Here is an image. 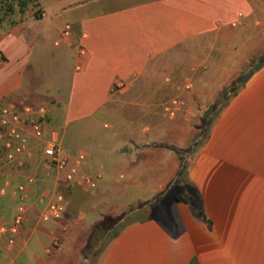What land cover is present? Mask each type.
I'll return each mask as SVG.
<instances>
[{"label": "crops", "instance_id": "obj_1", "mask_svg": "<svg viewBox=\"0 0 264 264\" xmlns=\"http://www.w3.org/2000/svg\"><path fill=\"white\" fill-rule=\"evenodd\" d=\"M37 1L38 22L0 36V102L20 113L26 105L46 106V135L54 127L86 128L81 171L96 180L86 201V239L104 217L170 192L161 216L135 219L96 264H264V65L221 108L190 156L187 175L178 176L184 161L178 148L188 146L196 120L158 125L156 136L155 126L134 130L107 109L116 86L176 60L178 49L223 48L230 30L258 19L260 0H59L55 7ZM60 15L68 36L57 26ZM234 57L233 67L248 58ZM193 66L192 78H200L203 66ZM29 146V159L38 156L39 141L30 138ZM188 198L199 199L195 208ZM65 213L52 230L34 225L31 212L13 245L0 239V264H78L79 249L69 263L55 258L72 224L79 227Z\"/></svg>", "mask_w": 264, "mask_h": 264}, {"label": "rangeland", "instance_id": "obj_2", "mask_svg": "<svg viewBox=\"0 0 264 264\" xmlns=\"http://www.w3.org/2000/svg\"><path fill=\"white\" fill-rule=\"evenodd\" d=\"M61 3H59V0L54 3L53 0H49V5L52 7L60 6ZM259 10L260 14L257 20L247 22L241 28L229 31L230 38L225 41L223 48L214 46L215 48L211 49L203 44L192 51V54L180 48L177 50L176 60L162 63L145 76L130 83L116 86L107 106L108 111L113 117L127 119V126L131 125L134 130H142L145 125L148 127L155 126L156 136L162 134L157 127L160 126L159 130L164 126L174 128L173 124H176L175 121L179 118L190 117L191 120H196L194 126L191 127L195 133L188 146L178 148L184 160L183 163L188 164L190 156L196 151H194L196 143L201 144L208 135L210 128L205 123V119L209 113L217 110L218 106L214 105L216 100L220 98L221 91L231 86L241 73L249 70L259 62V59L264 57V0H260ZM41 11L39 5H30L25 10L16 7L13 14L4 18L3 27L7 30L19 23L33 24L38 22L41 16L38 17L36 14L41 13ZM51 16L52 14L48 15V17ZM61 16L57 18V26L65 27L66 20H62ZM235 43L238 50L232 47ZM238 53H244L248 58L244 64L240 62L239 67H233L234 60L238 59L234 55ZM198 64L203 66L202 78H192L190 74L192 70L189 69ZM232 70H235V72L233 73ZM173 102H177V104H173ZM211 108H213L212 111H210ZM211 116L213 117L215 114L211 113ZM131 121L133 122L131 123ZM53 130H58L62 136V139L59 136L62 149L71 163L79 153L86 154V128L81 130L54 127ZM38 147V156H32L33 158L29 159V154H27L28 156L25 155L27 157L26 160L24 159V165L16 166L15 163L7 161L5 148L0 142V222L8 223L15 213L18 204L15 197L17 184L24 181L28 176H35L37 178L35 185L38 183V186H31L30 192L31 189L32 192H29L32 195L31 200L38 199L42 195L49 196L53 191H58L65 196L66 200V213L63 219L67 215L69 222L74 219L79 224L77 228L72 224L70 232L65 238V244L59 241V254L55 258L58 257V261L64 259L65 262L67 260L69 263L76 252L74 250L79 249L80 253H77L79 257L78 264H96L102 254V247H104L108 236L112 233L109 231L105 234L98 231L97 234L86 239V231L83 230V228H86L84 223L86 201H89L94 188L85 185L83 179L84 177H93L91 174L86 175V168L81 171L80 166L76 181L67 183L63 178V173H58L55 169L42 165V159H40L42 156L41 144ZM84 161L86 163V156ZM21 168H23V171L20 172ZM4 182H8L9 185L5 186ZM165 191L168 193H166L167 196L154 212L146 209L140 213L132 211L126 214L125 219H140L151 214L161 216L160 212L162 213L164 204L168 205L171 199L168 197L170 196L169 189L166 188ZM176 192L178 193V190ZM31 212L34 225H38V206L34 205ZM56 224H58L57 221L39 223L40 226H47L52 230H57ZM48 233L50 234V232ZM48 243L47 238H41L39 246L46 247ZM67 248L68 250H66ZM83 251H86V254Z\"/></svg>", "mask_w": 264, "mask_h": 264}, {"label": "built area", "instance_id": "obj_3", "mask_svg": "<svg viewBox=\"0 0 264 264\" xmlns=\"http://www.w3.org/2000/svg\"><path fill=\"white\" fill-rule=\"evenodd\" d=\"M69 32L70 25L67 24L63 33L68 36ZM173 104H177V102H173ZM48 114L46 106L34 109L32 106L26 105L23 113H20L10 105L0 102V142L5 148L6 159L18 166L24 165V157L30 153L29 140L35 138L39 141V145L41 144L42 165L53 168L58 173H63L64 180L67 183H73L76 181V176L86 154L79 153L73 163L68 160L67 156L64 155L58 130L52 129L50 134L46 135ZM23 127L28 129L27 133L22 131ZM36 181L35 176H28L24 181L17 184L15 197L18 204L15 213L8 223L0 222V239L5 236L8 237L9 245H13L16 237L24 232L28 217L31 214L28 196L31 186H35ZM83 182L91 188L96 185V180L91 177H84ZM8 185L6 182L5 186ZM37 206L39 222L57 220L65 211V196L58 191H53L49 196H40L37 199Z\"/></svg>", "mask_w": 264, "mask_h": 264}, {"label": "trees", "instance_id": "obj_4", "mask_svg": "<svg viewBox=\"0 0 264 264\" xmlns=\"http://www.w3.org/2000/svg\"><path fill=\"white\" fill-rule=\"evenodd\" d=\"M30 5H39V4L37 0H0V36L6 30L3 27L4 18L7 15L9 16L10 14H13L16 10V7H19L21 10H25ZM36 16L40 17L41 13L39 14L37 13ZM263 65H264V57L259 59V62L254 64L253 67H251L249 70L241 73V75L238 76L236 81H234L231 86L223 89L220 93V98L216 100L215 105H214V106L217 105L218 109L214 112H211L215 114V116L210 117L211 113H209L207 115V118L205 119V123H207L210 126L213 123V121L216 119L217 115L220 113L221 108L228 101L229 97L232 94H236L238 90L248 80V78L252 75V73L258 70ZM212 110L213 108L210 109V111ZM199 145H200L199 142L196 143V148L194 149V151L197 149V147H199ZM187 168H188V164L185 162L184 163L182 162L181 168L178 172V176L187 175V170H188ZM166 193H167L166 191H161L150 201L138 202L135 206L131 205L128 208H126L120 215L116 217H113V216L104 217L103 221H101V223L98 226V231L103 232L105 234L111 231L112 234L108 236L106 244L104 245V247H102V252L104 251L105 247L114 238H116L124 228H126L127 226H129L135 221V219L126 220L125 219L126 214H129L132 211L140 213L144 209L154 212L157 209V207L160 206L161 203L163 202V199L168 194ZM175 198L180 199L178 196H175ZM183 199H186V198L183 197ZM187 201L190 202V204L195 208L199 202V199L195 200V199L188 198ZM160 214L162 213L160 212ZM152 215H155V214H151V216ZM83 253L86 254V251H83Z\"/></svg>", "mask_w": 264, "mask_h": 264}, {"label": "water", "instance_id": "obj_5", "mask_svg": "<svg viewBox=\"0 0 264 264\" xmlns=\"http://www.w3.org/2000/svg\"><path fill=\"white\" fill-rule=\"evenodd\" d=\"M201 215V214H200Z\"/></svg>", "mask_w": 264, "mask_h": 264}]
</instances>
